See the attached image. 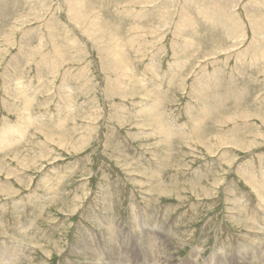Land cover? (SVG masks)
Instances as JSON below:
<instances>
[{
    "label": "rangeland",
    "instance_id": "374dc122",
    "mask_svg": "<svg viewBox=\"0 0 264 264\" xmlns=\"http://www.w3.org/2000/svg\"><path fill=\"white\" fill-rule=\"evenodd\" d=\"M164 259L264 264V0H0V264Z\"/></svg>",
    "mask_w": 264,
    "mask_h": 264
},
{
    "label": "bare ground",
    "instance_id": "6f19581e",
    "mask_svg": "<svg viewBox=\"0 0 264 264\" xmlns=\"http://www.w3.org/2000/svg\"><path fill=\"white\" fill-rule=\"evenodd\" d=\"M29 119H30V118H29ZM29 119H28V121H29ZM155 224H156V223H155ZM142 227H143V226H142ZM148 227H149V226H148ZM153 227H154V226H153ZM156 227H157V226H156ZM146 228H147V227H146ZM154 228H155V227H154ZM150 232H151V231H150ZM150 232H149V233H150ZM155 235H156V234H155ZM156 237H157V236H156ZM154 238H155V237H154ZM157 238H158V237H157ZM155 239H156V238H155ZM152 242H153V241H152ZM87 243H88V242H87ZM156 243H157V242H156ZM153 244H154V243H153ZM157 244H158V243H157ZM158 246H159V245H158ZM110 248H111V246H110ZM113 248H114V247H113ZM126 253H127V252H126ZM149 253H150V252H149ZM155 254H156V253H155ZM155 254H154V253H150V254H149L150 259H151V258H154L153 255H155ZM124 255H126V254H124ZM124 255L122 254V256H124ZM127 255H128V256H127ZM127 255H126V256H127L126 258L129 257L128 260L130 261V260H131V259H130V253H128ZM157 255H158V254H157ZM1 256H3V254H2ZM97 256H98V255H97ZM117 256H118V255H117ZM135 256H136V255H135ZM114 257H115V256H114ZM212 257H213V256H212ZM101 258H102V257H101ZM119 258H120V257H119ZM147 258H148V257H147V255H146V259H147ZM1 260H3V259L1 258ZM97 260H98V259H97ZM123 260H124V259H123ZM123 260H122V261H123ZM143 260H145V259H143ZM155 260H156V259H155ZM166 260H167V259H164L165 264H166V262H167ZM152 261H153V260H152ZM3 262H5V258H4V261H3ZM98 262H99V261H98ZM119 263H120V262H119ZM123 263H124V262H123ZM125 263L127 264V262H125ZM213 263H214V262H213ZM117 264H118V263H117ZM167 264H168V263H167Z\"/></svg>",
    "mask_w": 264,
    "mask_h": 264
}]
</instances>
